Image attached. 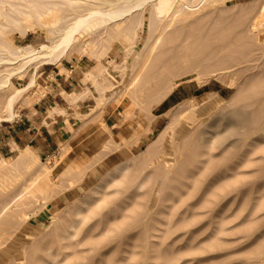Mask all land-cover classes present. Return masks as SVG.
<instances>
[{
	"label": "rangeland",
	"instance_id": "obj_1",
	"mask_svg": "<svg viewBox=\"0 0 264 264\" xmlns=\"http://www.w3.org/2000/svg\"><path fill=\"white\" fill-rule=\"evenodd\" d=\"M11 6L0 2L12 15ZM149 7L133 40L115 32L106 38L100 27L91 35L94 46L62 60L70 68L82 60L85 71L93 70L94 78L84 71L82 79L91 86L92 112L108 105L124 121L114 138L98 134L103 142L92 158H74L66 174L65 153L52 161L33 148L34 172L26 170L19 161L25 148L12 132L21 114L44 101L52 64L38 68L12 119L5 118L6 100L36 69L0 88V264H264V0H223L205 10L188 30L189 50L157 48L135 77L131 67L145 47ZM17 15L20 28L0 24L2 44L38 47L53 38L50 25L33 27ZM3 69L5 62L0 84ZM161 83L171 91L157 102ZM165 129L157 150L144 157ZM123 160H131V170L81 216L70 215Z\"/></svg>",
	"mask_w": 264,
	"mask_h": 264
},
{
	"label": "bare ground",
	"instance_id": "obj_2",
	"mask_svg": "<svg viewBox=\"0 0 264 264\" xmlns=\"http://www.w3.org/2000/svg\"><path fill=\"white\" fill-rule=\"evenodd\" d=\"M222 1L223 0H122V1L121 0H47V1L0 0L3 7L4 4L9 3L12 5L11 7L13 9L12 12L10 11L12 15L9 14V12H6L4 10L2 11L0 9V17L2 16L6 19V21L0 22V24L3 25V27L14 25L20 28L19 23L21 22V20L17 15L18 13L21 15H26L27 21L29 22V23L27 22V24H30L33 27L36 26V24L40 26L50 25L49 31L51 35H53V38L51 40L48 39L47 41L41 43L38 47H34L33 45L28 44L25 47L22 46L15 49L10 42L7 41L4 44H2L0 41V45L2 44L1 46L3 48V52L7 54L5 57L0 58V63L5 62L7 65V69L5 70L3 69L5 71V73L3 71V74H5V76L2 74L4 78L2 76L3 83L0 84V88H4L6 85H9V83H11L12 80H14L16 75L18 77V75L24 74L30 66H34V68L36 69L35 72L33 70L34 72V73L32 72L33 76L30 78V80H28L29 81L28 85L23 88L17 89L6 100L5 104L8 113L5 116V118L12 119L14 117V109L17 100L26 90L30 89V87L36 84L37 76L39 73L38 68L41 65L43 64L59 65L61 66L60 68H62L61 70L63 71L64 70V68L62 67L63 58L65 57L72 58L75 55V53H77L78 51L79 53L80 51L84 52L89 46L91 45L94 46L93 43L95 42V40H93L94 42L91 40L93 39L91 38L92 37L91 35L98 28L104 27L103 28L104 32L102 31V29L101 31L103 32V34L104 33L107 34L104 35L107 36L106 38L108 37L112 38V32L121 34L128 39L132 38V36H134L135 34V30H137V28L144 23L145 12H147L146 11L147 7L150 4L149 30H148L147 40L144 43L145 47L144 49H142V51L136 53L137 54V56L135 57L136 60L134 61L131 67L132 74L134 73L135 74L134 76L136 77V75H138V71H141L144 68V65L146 64L150 56L155 53L157 48H162L166 45L168 48H164V49H167L166 50L167 52L169 50H176L180 48L189 50L190 36L188 30L191 26V23L199 14H201L202 12H204L209 8H215ZM24 2L25 4H23ZM64 4L66 5V7L63 6ZM21 7H25L27 11H24L25 9H22ZM99 35L97 36L99 37ZM222 35L225 36L224 34ZM82 36H84L83 39L81 38ZM164 36H166V38H164L166 41L164 40L161 42L160 39H162ZM129 49L131 50L132 47ZM97 54L99 55V52ZM116 68L118 69V67ZM160 68L162 69V67ZM85 74L86 77L88 78H94L93 70L86 71ZM128 74H130V72ZM93 80L95 81V79ZM170 87H171L170 85L169 87H166L164 83L157 84L156 88L161 90L163 89V91L159 93L157 92L158 94L155 98V101L158 102L162 100V98L165 97V95H167L171 91ZM100 100H102V97H100ZM178 114H181V112ZM3 119H4L3 117H0V122ZM166 129L163 130L160 133V136L156 138L153 144L149 146L148 150L144 153L145 154L144 157H147L148 155L152 154L155 149L157 150L159 146L158 145L159 142L162 141L165 136ZM134 135L135 134L128 135L127 137L133 138ZM34 157L35 156L33 155V150L27 147L21 150V153L19 155V161L21 162V164L25 166L26 170H32L35 161ZM130 161L131 160H123L120 163L116 164V166L112 167V169H110L109 172H107V174L102 178L101 182L97 184L95 187H93L90 197L85 198V200L82 199L81 202H79L74 207L73 214L72 213L69 214L72 216L74 215L76 217L81 216L85 211L86 207L91 202L98 200L99 194H101L104 190L112 187L114 183L119 181L121 176L126 175V173L129 171L132 165ZM1 166L3 167V164ZM39 171H40V167L36 170L35 173H33L35 176V179L34 178L33 179L35 181L40 176ZM63 173L66 174L65 172ZM41 178L43 179L44 176ZM42 181L46 182V180H42ZM26 216L24 215V217L23 216L22 217L25 218ZM75 222L76 221H74V223Z\"/></svg>",
	"mask_w": 264,
	"mask_h": 264
},
{
	"label": "crops",
	"instance_id": "obj_3",
	"mask_svg": "<svg viewBox=\"0 0 264 264\" xmlns=\"http://www.w3.org/2000/svg\"><path fill=\"white\" fill-rule=\"evenodd\" d=\"M81 61L71 68L68 62H62L63 71L61 66L50 64V68L45 71L51 72L49 77L52 75L54 78H51L52 82H48V91L42 97L44 101L29 108V114H21L20 117L24 121H16L12 128L14 143L17 146L20 143L24 148H33L39 154L50 157L52 161L64 153L66 157L71 158L62 162L65 167L61 172L77 161L74 158L91 159L95 148L103 142L98 134L106 133L108 141L122 132L117 131L121 130L124 123L121 113L116 110L109 111L108 105L102 108L101 114L91 111L92 90L91 86L87 85L89 81L82 80L85 67ZM60 164L61 162L58 165ZM95 172H98V169ZM73 187L68 186L69 189ZM66 191L62 195H65Z\"/></svg>",
	"mask_w": 264,
	"mask_h": 264
}]
</instances>
